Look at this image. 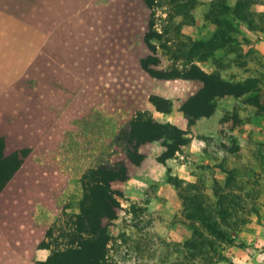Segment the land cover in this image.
<instances>
[{
  "label": "rangeland",
  "instance_id": "rangeland-1",
  "mask_svg": "<svg viewBox=\"0 0 264 264\" xmlns=\"http://www.w3.org/2000/svg\"><path fill=\"white\" fill-rule=\"evenodd\" d=\"M236 4L0 0L20 68L0 95L4 130L9 152H28L20 181L44 204V243L67 246L83 174L123 162L105 264H264V0ZM200 71L235 93L195 100ZM140 115L189 141L165 160L168 137L144 142L133 163L120 137Z\"/></svg>",
  "mask_w": 264,
  "mask_h": 264
},
{
  "label": "trees",
  "instance_id": "trees-1",
  "mask_svg": "<svg viewBox=\"0 0 264 264\" xmlns=\"http://www.w3.org/2000/svg\"><path fill=\"white\" fill-rule=\"evenodd\" d=\"M154 1L143 0L148 6L153 5ZM239 3L240 0H237L235 9ZM200 79L204 82L206 93L194 97L195 100L199 98L198 100L202 102L209 97L235 93L233 85L217 81L202 71H200ZM152 101L160 111L164 109L161 103L167 102L165 98L158 96L152 97ZM189 101L185 105H188ZM214 109L215 106L212 105L207 110H200L193 117L188 114L189 124H194V120L199 117L209 116ZM127 126L128 129L122 130L120 140L126 146L129 160L135 164H139L144 158L139 151V146L144 142L168 137L171 140V144L168 145L170 150L164 152L161 157V160H165L189 141V138L185 137L186 132L182 129L143 115L134 118ZM27 155L28 152L22 149L7 151L6 137L0 136V193L21 168ZM128 177V169L123 162L108 161L87 170L82 176L84 197L80 202L79 213L75 214L73 232H63L60 235L68 241L67 246L51 248V244L43 243L45 247L52 249V253L47 261L34 264H105L111 239L108 222L117 218L116 209L119 206L117 196L122 195L119 190L112 187V184L116 181H125Z\"/></svg>",
  "mask_w": 264,
  "mask_h": 264
},
{
  "label": "crops",
  "instance_id": "crops-1",
  "mask_svg": "<svg viewBox=\"0 0 264 264\" xmlns=\"http://www.w3.org/2000/svg\"><path fill=\"white\" fill-rule=\"evenodd\" d=\"M3 25L0 17V95L8 93L3 84H7L20 69L17 67L18 51L10 27ZM3 111L0 105V136L6 137L8 132L4 127L8 124L9 116ZM24 162L0 193V264L44 262L52 253L51 248L43 245L46 231L40 221L38 206L40 204V208H43L44 204L34 199L35 192L28 180L24 181L23 177V181H20Z\"/></svg>",
  "mask_w": 264,
  "mask_h": 264
}]
</instances>
